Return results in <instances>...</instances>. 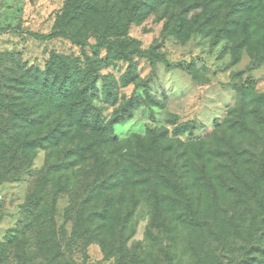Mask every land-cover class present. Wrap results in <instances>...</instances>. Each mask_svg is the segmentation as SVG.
Listing matches in <instances>:
<instances>
[{
	"label": "rangeland",
	"instance_id": "rangeland-1",
	"mask_svg": "<svg viewBox=\"0 0 264 264\" xmlns=\"http://www.w3.org/2000/svg\"><path fill=\"white\" fill-rule=\"evenodd\" d=\"M245 2L173 0L153 9L154 0H0V53L18 52L43 71L54 62L59 69L58 57L82 59L100 87L109 80L118 92L115 103L97 98L108 118L133 103L114 126L116 145L80 155L92 138L82 142L74 129L57 146L21 154L0 181V264H264V101L242 117L233 111L240 86L255 83L252 97L264 96V0L253 12L239 8ZM82 5L102 10L83 14ZM115 24L128 26L132 48L163 60L118 59L99 47L98 34ZM79 80L78 92L92 77ZM49 114L22 139L66 124L61 112ZM176 120L197 127L175 135ZM13 126L0 118V171L22 141ZM151 129L165 135L154 148ZM132 162L137 169L126 173ZM156 171L173 181L187 175L185 199L171 193L181 201L175 207L154 196L166 193L153 182ZM40 195L45 206L26 213L23 204ZM185 202L201 223L180 218Z\"/></svg>",
	"mask_w": 264,
	"mask_h": 264
},
{
	"label": "trees",
	"instance_id": "trees-1",
	"mask_svg": "<svg viewBox=\"0 0 264 264\" xmlns=\"http://www.w3.org/2000/svg\"><path fill=\"white\" fill-rule=\"evenodd\" d=\"M154 1L157 3L153 9L158 5L164 4L166 1L171 2L173 0ZM253 1L254 0H246L245 3L239 5V8H242L244 11L252 12L254 10H261L263 0H259L255 5H253ZM82 6L83 14L102 10L98 5H92L93 7L89 8H86L87 5ZM199 6L200 5H196V7ZM204 6L209 7L210 3H205ZM131 9L134 11H132L133 13H136L138 10L134 5ZM208 18L210 23L216 21L218 19V13H212ZM232 24L233 26H238V21L233 20ZM110 29H115V31H112L111 33H99L97 38L99 40V47H105L108 51H112L114 57L118 59H130L133 54H138L140 56H147L154 62L157 60H163V55L160 53H152L142 51L138 48H132L133 41L127 34L128 26L119 28V25L116 26L115 24L111 25ZM57 34V31H53L49 34L41 35V38H53ZM81 43H84V41L81 40ZM54 61L60 63L59 69L55 67L56 63L54 62L52 68L50 67L48 70L43 71L39 67L27 66L18 52L0 53V118L6 116V118L14 125L13 130L15 131V136L22 140L15 145L9 161L5 163L3 169H1L0 181L5 180L9 172L19 167V160L23 152L45 146V143L48 142L57 146L64 141L65 136L74 129L77 132V137H79L81 141L85 136L92 138L87 145H82L80 147V155H83L86 151L98 150L103 146L110 144L116 145L120 142L118 135L114 132V126L122 120H125L126 114L131 116L133 103H130L131 107L126 109L122 116L108 118L106 113L107 108L102 103H99L97 98H100V93H103L105 100H109L111 103L119 101L118 92L114 91L113 83L106 80L103 86L100 87L95 73L89 72V70H84L86 64L82 59H77L72 65L67 63L68 58L65 56L58 57ZM89 61H91V59H85V62L88 63V65L92 63V61ZM99 61L100 59H98V62ZM85 75L87 78L92 77V80L89 81V86L78 92L80 89L77 88L78 83L81 81L79 79L83 78ZM135 76L136 75L133 73V78ZM255 87V83L238 87V99L233 111L238 112L240 117L249 113L251 106L255 103L258 102L263 104V95L254 94L255 97H252L251 95L250 89ZM44 95L47 105L44 102ZM70 99H72V101H70ZM52 107L54 111L49 109ZM49 112H61L64 114L66 124L52 129L45 135V137L38 140L22 139V134L43 126L49 119ZM247 118L248 116L242 118L241 122L244 124ZM174 124L175 127L173 133L175 135H182L183 133L189 132L197 127L196 122L192 120L179 124L176 120ZM236 124L237 128L243 126L241 123ZM149 132L152 133L150 144L153 148L165 138L164 134L158 136L152 129ZM9 133V131L3 129L1 131V137L8 141L7 137L9 136ZM186 162L189 166L187 159ZM130 169H137V164L132 162L130 168L126 169L125 172L127 173ZM185 178H187V175H182L181 180L175 178L173 181L167 178V176L161 171H156L153 182L157 185L163 186L166 193L161 194L156 192L154 196L158 198L160 197L161 200L165 201L168 205L175 207V205L181 203V201L177 199L175 200V198L171 196V193L176 192L185 199L186 196L184 194V189L182 188V184L187 183ZM126 180H128V177H126ZM46 181H48L49 184V181L51 180L49 177H46ZM48 184H45L46 187ZM46 187H44V190ZM185 203L187 212L180 216V218L183 220L187 218L186 220L196 222L197 224L201 223L202 215L200 212H193L192 207H189L191 206V203ZM44 206L45 198L43 195H40L26 201L23 204V209L26 213H31L33 210H37ZM137 262L138 261L134 260L127 264H139Z\"/></svg>",
	"mask_w": 264,
	"mask_h": 264
}]
</instances>
